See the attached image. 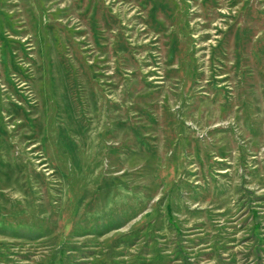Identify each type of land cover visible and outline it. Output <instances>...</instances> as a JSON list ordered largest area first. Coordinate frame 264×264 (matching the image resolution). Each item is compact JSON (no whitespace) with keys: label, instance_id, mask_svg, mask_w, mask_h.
Listing matches in <instances>:
<instances>
[{"label":"rangeland","instance_id":"374dc122","mask_svg":"<svg viewBox=\"0 0 264 264\" xmlns=\"http://www.w3.org/2000/svg\"><path fill=\"white\" fill-rule=\"evenodd\" d=\"M0 264H264V0H0Z\"/></svg>","mask_w":264,"mask_h":264}]
</instances>
